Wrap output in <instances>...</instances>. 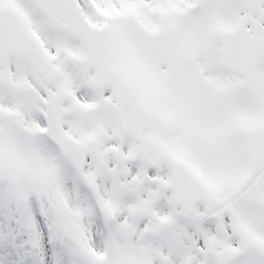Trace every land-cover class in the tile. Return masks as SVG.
Returning <instances> with one entry per match:
<instances>
[{"label":"snow or ice","instance_id":"obj_1","mask_svg":"<svg viewBox=\"0 0 264 264\" xmlns=\"http://www.w3.org/2000/svg\"><path fill=\"white\" fill-rule=\"evenodd\" d=\"M0 264H264V0H0Z\"/></svg>","mask_w":264,"mask_h":264}]
</instances>
